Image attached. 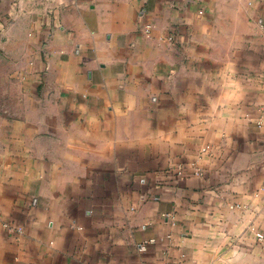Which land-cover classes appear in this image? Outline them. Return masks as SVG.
Here are the masks:
<instances>
[{"label":"crops","instance_id":"crops-1","mask_svg":"<svg viewBox=\"0 0 264 264\" xmlns=\"http://www.w3.org/2000/svg\"><path fill=\"white\" fill-rule=\"evenodd\" d=\"M0 264H264V2L0 0Z\"/></svg>","mask_w":264,"mask_h":264},{"label":"built area","instance_id":"built-area-1","mask_svg":"<svg viewBox=\"0 0 264 264\" xmlns=\"http://www.w3.org/2000/svg\"><path fill=\"white\" fill-rule=\"evenodd\" d=\"M263 2H264V0H262ZM181 168H180V171H179V173H181ZM258 235H259V237H263V235L262 234H260V233H258Z\"/></svg>","mask_w":264,"mask_h":264}]
</instances>
